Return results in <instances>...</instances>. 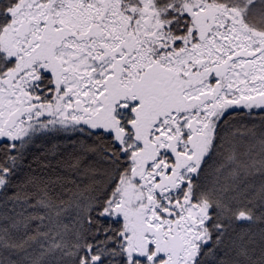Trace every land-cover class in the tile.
Masks as SVG:
<instances>
[{
    "label": "snow or ice",
    "instance_id": "obj_1",
    "mask_svg": "<svg viewBox=\"0 0 264 264\" xmlns=\"http://www.w3.org/2000/svg\"><path fill=\"white\" fill-rule=\"evenodd\" d=\"M0 264H264V0H0Z\"/></svg>",
    "mask_w": 264,
    "mask_h": 264
},
{
    "label": "trees",
    "instance_id": "obj_2",
    "mask_svg": "<svg viewBox=\"0 0 264 264\" xmlns=\"http://www.w3.org/2000/svg\"><path fill=\"white\" fill-rule=\"evenodd\" d=\"M53 144L58 147L56 149V155H43L46 149H50ZM73 149L67 143V140L63 137H41L36 140V145L29 149L28 161H31L33 156L39 157L42 163H49L50 168H41L37 164H33L32 167L37 169L38 174H44L46 176H55L57 174L67 175L68 172L64 171L67 165L72 163ZM88 163H94L95 166L101 171L105 167L102 161H98L94 157L88 158ZM74 178V177H73ZM99 178V177H97ZM59 191V186H56Z\"/></svg>",
    "mask_w": 264,
    "mask_h": 264
}]
</instances>
